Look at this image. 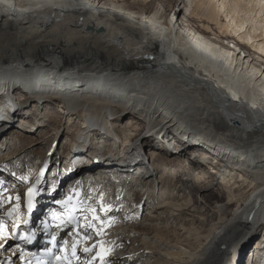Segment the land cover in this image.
Listing matches in <instances>:
<instances>
[{"label":"bare ground","instance_id":"bare-ground-1","mask_svg":"<svg viewBox=\"0 0 264 264\" xmlns=\"http://www.w3.org/2000/svg\"><path fill=\"white\" fill-rule=\"evenodd\" d=\"M155 4L153 0H0V136L14 133L15 121L21 123L19 129L29 124L25 130L31 136L43 132L44 124L36 117L46 112L40 105L44 99H60L61 108L73 112L72 119L74 113L84 117L86 128L97 126L112 136L123 135L111 148L98 144L92 150L88 130L77 132L78 143L69 160L85 161L67 178L62 175L65 168L52 169L57 156L66 155L57 153L58 143L50 144L44 154L37 148L29 150L42 162L56 149L40 189V199L49 205L83 169L93 175L95 167L85 159L91 154L95 158L103 153L106 163L130 162L128 166L147 170L151 166L141 185L155 189L157 184L158 192L144 221L113 206L112 213L100 216L115 219L112 225L89 230L98 241L95 249L113 253L104 264L253 263L244 258L253 247L256 230L264 225V0H156ZM235 36V42L228 40ZM61 58L67 62L59 65ZM33 110L36 117L24 116ZM128 114L125 125L108 122ZM134 117L142 118V132H156L176 155L158 149L145 133L124 135L135 125ZM18 155L6 161L0 158L1 176L18 167L13 165ZM180 158L189 172L186 179L175 173L179 171L173 164ZM199 160L212 165L205 180L211 172H230L224 173V183L232 172L245 171L249 176L228 184L231 197L226 202L212 191L203 196L212 189L208 184L202 183V189L195 183L187 186L188 179L206 172ZM157 162L161 170L155 167ZM129 175L112 174L125 190L134 184L127 182ZM29 179L14 181L18 193L13 201H25ZM83 182L86 187L87 181ZM113 189L111 199H120L121 191ZM199 194L202 199L196 197ZM210 199H216L219 213L217 222L207 228ZM145 200L137 192L130 206L144 207ZM93 201L101 207L112 203ZM0 208L1 218L10 208L7 200ZM119 213L123 225L118 223ZM8 250L0 249V264L13 259Z\"/></svg>","mask_w":264,"mask_h":264},{"label":"rangeland","instance_id":"rangeland-1","mask_svg":"<svg viewBox=\"0 0 264 264\" xmlns=\"http://www.w3.org/2000/svg\"><path fill=\"white\" fill-rule=\"evenodd\" d=\"M153 1L155 4L156 0H153ZM180 2H181V0H180ZM132 3H134V2L132 1ZM181 7H182V5H181ZM177 9H182V8L177 7ZM223 18H224V16H223ZM55 27H57V26H55ZM235 38H236V36L234 37V39H233V37L232 38L229 37L228 40L235 42ZM63 42H65V41H63ZM248 46H251V44H249ZM250 51H253L252 47H251ZM57 62H58L57 64L62 65L63 63H65L67 61H65L64 58H61V59H58ZM22 98H24V97H22ZM58 101H60V99H58V100H56V99H44L43 103H40V105L44 107L46 112H45V114H40L37 117L32 114V113H34V110L28 112V114H25V112H24V116H28L30 114V116L36 117L39 120L38 122H41L44 124V131L41 133H36V134L31 136L32 133H29V131L28 132L26 131L28 128H31L28 126L29 124L25 127H22V129H19V127L17 125L20 122H17V121L13 122V124H14L13 128H14L15 132L14 133L10 132L8 134V138L3 137V135L0 136V158H2V160L4 159L6 161L10 157H12L16 154H20V155H18V159H20V163L21 162H25L27 164L29 163V167L31 168V170L35 169L36 165H38L37 164L38 154L37 155H30L28 153V151L31 149L37 148L38 152H42L44 154V152L50 146V144L57 145L56 144V138L58 137L57 141L59 144L58 145L59 149H57V153H60L62 155L66 154V155L65 156H57L56 155V156L58 158H60V161L63 160V162L61 163L60 166L62 168L63 167L65 168L64 171H67L68 166H69L68 163L70 164L72 161L69 160L70 162L68 161V163L65 166H64V162L67 160V157L70 159V153H72L73 149H75V147L73 148V145L78 143V141L76 140V139H78V138H76L77 137L76 133L82 132L81 131L82 129L85 131L88 130L87 133L92 138V142L87 144L88 146L90 145L92 150L98 144L103 145L102 147L111 148L109 146L110 144H114V143L116 144L117 142L121 141V138H123V135L121 136V138H118L115 135L112 136V135H110V133H108L107 130H104V128H103V130L99 129L97 126H94L92 128L90 127V129L86 128L85 127L86 123L84 124V117L81 114L77 115L76 113H74L73 115L75 118L72 119V117H70V116L72 115L73 112L72 111H66L65 109L61 108L60 103ZM128 117L130 118L129 114L126 115V117L124 119H121V118L112 119L110 117V118H108L109 119L108 122L114 121L115 123H113V124H115V125L119 124L122 126V125H125L128 123V122H126V121H128L127 120ZM1 119H4V117H2ZM132 121H134L135 125L128 127V129L126 130L124 135L135 136L136 134H139L140 132H142V130L140 129V127L142 126L141 123L143 122L142 118L134 117ZM19 125L21 126V123ZM12 131H13V129H12ZM68 131H69V134H66V132H68ZM142 133H145L147 135V137L150 138L149 139L150 142L159 147L158 149H161L162 151L170 152V153H173V155H176L175 152L172 150V148H170L169 143L166 140H162L161 137L156 135V132H148L147 133L144 130V132H142ZM13 134H16V135H13ZM92 134H94V135H92ZM21 136H23L24 139ZM51 139H52V141L50 142ZM117 140H119V141H117ZM94 142L96 145L94 144ZM6 144H7V147L5 148ZM68 148H70V149H68ZM113 149H114V147H113ZM64 150L66 151V153L64 152ZM120 153H121V156L123 157L124 152L121 150ZM147 153H148L149 157H146V156L145 157L147 159L151 160L150 159L151 154H149L148 151H147ZM27 154H29L28 157H26ZM134 155H136V152H135V154H133V156ZM90 157H92V154L90 156L85 157V159L88 160L89 163L92 162V158H90ZM140 159H141L140 157H137L135 160H136V162H140ZM177 159H179L178 156H177ZM106 161H108V160L106 159ZM199 161H200V163L203 164L202 169H206V172L202 173V175L204 174V176H201V178H197L194 175L191 178V180L188 179L187 186L190 187V186H192L193 183H195L197 186L200 187V189H202V187H205V186L201 185L202 183L208 184L209 186L212 187V189H210V188H209V190L206 189L204 191L205 193L203 192L204 193L203 196H205L206 191H208L207 193L212 191V192H215L216 194L222 195L224 197L223 202H226V198L228 199L231 197V194H229V188H228L229 185L228 184L233 185V181L239 182V180H238L239 178H242V177L248 178L247 176H249V172H245V171L238 172V173L232 172L231 175H233V176H231V175L228 176L227 183H224L223 182L224 173H225V175H228V174H230V172H214V173L211 172L212 176L205 180V177L207 175L209 176V174H210L209 170H210V166H212V165H208L205 161H202V160H199ZM180 162H181V158H180V160H178L177 162H175L173 164L175 171H179V172H175V173L180 178L186 179L188 177V175H185V174L188 171L187 170L184 171L185 165H181ZM131 163H133V161ZM214 163H216V162H214ZM129 164H130V162L125 164V166H122L119 164H110V165H113V167H112L109 164L104 163L101 166H94L95 168L93 171V175H91L89 172H85L86 170H84V169L81 172H85L84 178H85V181H87L86 184L88 187V196L93 197V199L96 197V194L99 192V190L106 185L107 178L109 177V178L113 179V176H114V175L112 176L113 172H124V173L126 172L127 174L125 173L124 176H127L128 174L131 173V175H129V176H131L132 179L129 180V182L130 181L132 182L133 180H135V181H134V184H132L133 187L130 186L128 188V190H126V191H129V193L127 195V199L124 201V203L122 205V209L124 210L123 211L124 213L128 212L131 217L134 216V217H136L137 220L144 221V219L146 217L145 214L149 211L148 208H149L150 203H152L153 197H154V199L157 197V192H158L157 187H156L157 184H155V186H154L155 189H149L148 187L141 185V180H144V179L148 180L147 177L150 175L149 172H151L153 170L151 168V166L147 170L144 167H139V165H134V166L131 165L132 167L128 166ZM90 167L87 168V170L90 169ZM155 167L159 168L160 170L162 168V167H160L159 162H157V165ZM52 169L54 170L53 167H52ZM170 170L171 169L168 167L167 171H170ZM165 174H166V172H165ZM241 175H242V177H241ZM232 177H233V179H231ZM21 190H23V189H21ZM137 192L142 193L146 197L144 207L142 205L141 207L137 208L136 204H134V206H130V204L133 202V198ZM147 193H148V196L145 195ZM200 194L196 195V197L198 199L203 198ZM149 196H151V197H149ZM215 201H216V199H210V202L208 204L209 209L206 210L207 211V219L209 220L207 223V226H208L207 228H212L213 224L215 222H217L219 212L217 210L218 204L215 203ZM196 206H198V205H196ZM142 207H143V209H142ZM119 215L122 216V213H119ZM119 215H118V217L121 221L122 217H120ZM168 223L171 224V221H169ZM120 225H123V223ZM209 225H211V227ZM256 233H257V235L255 237V240L251 244L253 247L247 253L248 258L246 256L244 259H245V262H246V260L253 262L250 264H263L264 263V243H263V241H264V238H263L264 225H261V227H259V229L256 230ZM256 240H258V241H256ZM255 241H256V243H255ZM256 251H262V253H257ZM111 254H113V253H111ZM142 259H143V261H144V259L146 260V256H143Z\"/></svg>","mask_w":264,"mask_h":264},{"label":"snow or ice","instance_id":"snow-or-ice-1","mask_svg":"<svg viewBox=\"0 0 264 264\" xmlns=\"http://www.w3.org/2000/svg\"><path fill=\"white\" fill-rule=\"evenodd\" d=\"M30 191H31V190H30ZM57 203H60V201H58ZM92 211L95 212L94 209H93ZM94 219H99V217H95V216H94ZM84 251H85V252H88V251H90V249H89V248H85Z\"/></svg>","mask_w":264,"mask_h":264}]
</instances>
